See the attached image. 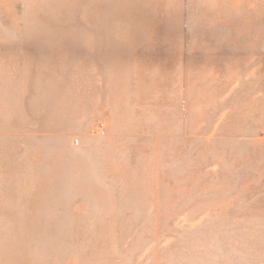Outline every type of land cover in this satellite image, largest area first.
<instances>
[{"label":"rangeland","instance_id":"1","mask_svg":"<svg viewBox=\"0 0 264 264\" xmlns=\"http://www.w3.org/2000/svg\"><path fill=\"white\" fill-rule=\"evenodd\" d=\"M0 264H264V0H0Z\"/></svg>","mask_w":264,"mask_h":264}]
</instances>
